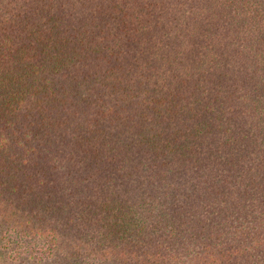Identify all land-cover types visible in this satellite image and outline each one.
I'll use <instances>...</instances> for the list:
<instances>
[{"label":"trees","instance_id":"obj_1","mask_svg":"<svg viewBox=\"0 0 264 264\" xmlns=\"http://www.w3.org/2000/svg\"><path fill=\"white\" fill-rule=\"evenodd\" d=\"M0 264H264V0H0Z\"/></svg>","mask_w":264,"mask_h":264}]
</instances>
